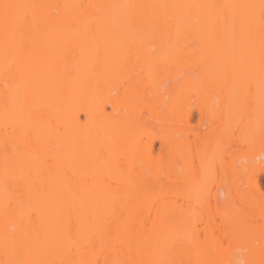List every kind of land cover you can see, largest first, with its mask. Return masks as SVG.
Listing matches in <instances>:
<instances>
[{
	"label": "bare ground",
	"instance_id": "6f19581e",
	"mask_svg": "<svg viewBox=\"0 0 264 264\" xmlns=\"http://www.w3.org/2000/svg\"><path fill=\"white\" fill-rule=\"evenodd\" d=\"M264 0H0V264H264Z\"/></svg>",
	"mask_w": 264,
	"mask_h": 264
},
{
	"label": "rangeland",
	"instance_id": "374dc122",
	"mask_svg": "<svg viewBox=\"0 0 264 264\" xmlns=\"http://www.w3.org/2000/svg\"><path fill=\"white\" fill-rule=\"evenodd\" d=\"M262 178H263V181H264V173L262 174ZM263 189H264V185H263Z\"/></svg>",
	"mask_w": 264,
	"mask_h": 264
}]
</instances>
